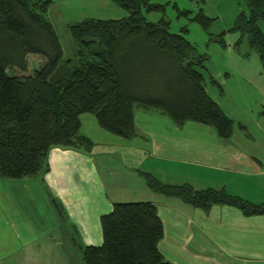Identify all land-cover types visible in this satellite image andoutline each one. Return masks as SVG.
Returning <instances> with one entry per match:
<instances>
[{
  "label": "trees",
  "instance_id": "trees-1",
  "mask_svg": "<svg viewBox=\"0 0 264 264\" xmlns=\"http://www.w3.org/2000/svg\"><path fill=\"white\" fill-rule=\"evenodd\" d=\"M112 1L126 17L85 19L69 26L74 57L61 62V48L46 15L53 0H0V179L44 175L52 148L89 152L92 143L79 134L78 116L84 113L103 131L125 140L138 134L135 108L159 111L178 128L198 123L211 127L220 140L230 137L231 120L204 90L206 57L182 35L168 32L163 18L152 23L141 14L163 7L149 0ZM242 1L247 10L236 16L231 30L240 40L246 37L264 77V35L258 25H264V0ZM194 20L208 25L200 13ZM218 43L223 45L222 40ZM28 55L44 59L30 73ZM9 69L21 75L9 74ZM209 82L220 89L213 79ZM260 115L264 117V108ZM135 172L154 194L191 208L207 212L213 205H226L244 216L264 215V205L223 190L194 191ZM52 205L58 214L60 208ZM99 227L101 243L83 248V264H170L157 249L163 228L151 203H114L99 217Z\"/></svg>",
  "mask_w": 264,
  "mask_h": 264
},
{
  "label": "crops",
  "instance_id": "crops-1",
  "mask_svg": "<svg viewBox=\"0 0 264 264\" xmlns=\"http://www.w3.org/2000/svg\"><path fill=\"white\" fill-rule=\"evenodd\" d=\"M245 72L244 66L241 79H250L247 84L254 85ZM256 82L264 87L260 72ZM257 83L253 91L223 95L215 85L209 83L210 92L204 87L232 122L226 141L198 123L185 122L178 128L155 110H134L138 134L129 140L100 129L92 115L80 114L79 134L92 143L89 152L52 148L48 172L38 177L53 201L51 206L58 205L81 239L89 240L84 234L87 222L89 230L95 229L90 239L91 234L97 238L96 218L108 213L112 204L149 202L163 228L157 249L170 264H264V215L244 216L226 205H213L203 212L176 198L154 194L135 172L163 184H186L194 191L223 190L264 205V117L260 115L264 89ZM29 252H20L6 264H44L43 256Z\"/></svg>",
  "mask_w": 264,
  "mask_h": 264
},
{
  "label": "rangeland",
  "instance_id": "rangeland-1",
  "mask_svg": "<svg viewBox=\"0 0 264 264\" xmlns=\"http://www.w3.org/2000/svg\"><path fill=\"white\" fill-rule=\"evenodd\" d=\"M149 4L161 5L163 10L149 13L142 11V16L148 22L155 23L163 18L168 23V32L182 35L199 54L206 57L204 63L207 75L204 74V77H207L208 82H204V87L209 92L213 90L209 78L218 84L220 89H215L222 95L254 90L258 72L262 74L257 54L250 50L246 37L240 40L239 34L231 30L236 16L247 10L242 0H149ZM199 13L208 19L205 28L194 20ZM46 15L60 45L63 62L72 59L75 52L69 26L85 19L117 20L127 14L112 0H53ZM258 25L264 35V25ZM219 40H222L223 45L218 43ZM43 62L40 56L28 55L27 72L37 70ZM244 66L245 74L255 81L254 85L247 84L250 79H241L240 72ZM7 72L21 75L15 69ZM218 81H223V84ZM257 84L264 89L261 84ZM55 211L38 178L0 179V264H6L23 251H34L43 256L44 264H83L82 250L89 246L87 242L95 244L91 246L101 243L99 218L95 222L98 237L91 234L90 239L89 233L95 229L89 230L87 222L84 234L89 240H86L81 239L63 211L58 214ZM164 222L169 225L167 220L164 219Z\"/></svg>",
  "mask_w": 264,
  "mask_h": 264
}]
</instances>
